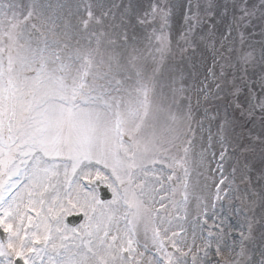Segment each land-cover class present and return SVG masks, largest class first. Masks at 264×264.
Masks as SVG:
<instances>
[{
  "label": "snow or ice",
  "instance_id": "6c2138e0",
  "mask_svg": "<svg viewBox=\"0 0 264 264\" xmlns=\"http://www.w3.org/2000/svg\"><path fill=\"white\" fill-rule=\"evenodd\" d=\"M82 7L86 17L79 23L87 31L100 20L91 4ZM236 7L241 20L253 15L244 4ZM152 15L168 27L170 10L152 5ZM185 20L200 23L198 13ZM58 27L38 0L27 6L0 0L4 264H198L200 253L209 255L212 233L199 237L201 245L195 232L189 239L171 223L177 210L186 216L195 195L189 184L192 114L177 100L183 87L168 85L165 91L157 79L159 62L149 72L138 63L135 48L124 55L106 47L103 32H92L82 43L69 22L59 33ZM45 30L52 33L51 42ZM156 40L162 61L170 40L163 31ZM250 57L241 59L247 64ZM180 80L173 75V85ZM252 107L264 111V98L257 104L253 97ZM101 185L111 191L110 200L101 198ZM237 199L250 210L247 193ZM74 213L83 215L77 227L67 222ZM245 223L246 232L236 225V258L223 256L221 229L215 244L221 259L214 264H264V246L258 253L246 250L255 221ZM149 240L156 254L146 256ZM235 243L225 246L229 255Z\"/></svg>",
  "mask_w": 264,
  "mask_h": 264
},
{
  "label": "rangeland",
  "instance_id": "374dc122",
  "mask_svg": "<svg viewBox=\"0 0 264 264\" xmlns=\"http://www.w3.org/2000/svg\"><path fill=\"white\" fill-rule=\"evenodd\" d=\"M29 5L32 0H16ZM46 16L59 26L66 22L74 29V39L85 42L92 32H103L102 43L127 55L133 48L150 72L159 62L157 79L161 85L183 87L177 94L179 106L191 110V129L194 133L190 151L189 184L195 190L187 206V214L177 210L172 226L191 239L213 236V246L208 256L199 254L198 264H214L221 259L215 252L217 237H221L224 257L236 258L239 251V231L246 232V218L255 221L253 238L245 242L249 253H258L264 246V111L252 107L253 97L259 104L264 98L261 78L264 64L260 50L264 36V2L262 0H38ZM91 4L100 23L92 22L87 31L79 23L86 17L82 5ZM238 4H244L251 16H243ZM152 5L170 10L168 27L152 15ZM199 5V8H197ZM77 6H80L79 8ZM71 8L73 15L68 16ZM198 13L199 24L185 20V16ZM35 22V21H34ZM192 28L185 41V33ZM51 42L53 36L47 30ZM167 33L170 49L160 54L156 37ZM227 36V39L225 37ZM95 41L96 37H91ZM115 43L109 45L108 41ZM210 42H214V47ZM191 43V48L189 47ZM251 53L246 64L241 57ZM245 68L247 73H245ZM173 75L182 80L173 85ZM223 180V183H220ZM104 186V185H102ZM106 187V186H104ZM107 188V187H106ZM220 199H216L217 190ZM109 190V189H108ZM15 191V190H14ZM111 193V191L109 190ZM247 193L250 210L241 203ZM253 193L257 195H253ZM112 194V193H111ZM179 199V196H177ZM159 207V205H157ZM171 209V205H168ZM34 215V213H32ZM81 213H74L78 215ZM71 216V215H70ZM69 217V216H68ZM205 220L207 223H205ZM83 223V222H82ZM81 223V224H82ZM79 226V225H78ZM183 229V231H181ZM235 240L231 255L227 245ZM142 243L144 241L142 240ZM146 256L156 254L148 241ZM143 251V248L140 249ZM191 259L190 256L188 258ZM0 257V264H4Z\"/></svg>",
  "mask_w": 264,
  "mask_h": 264
},
{
  "label": "water",
  "instance_id": "95a60500",
  "mask_svg": "<svg viewBox=\"0 0 264 264\" xmlns=\"http://www.w3.org/2000/svg\"><path fill=\"white\" fill-rule=\"evenodd\" d=\"M262 52H264V36L262 37V46L260 50V58H262ZM100 196L104 200H110L112 198V194L109 192L108 188L100 186L99 187ZM67 222L72 227H77L83 222V215H73L67 218ZM6 236L5 233L0 230V239Z\"/></svg>",
  "mask_w": 264,
  "mask_h": 264
}]
</instances>
